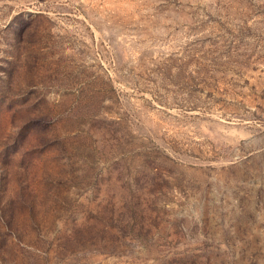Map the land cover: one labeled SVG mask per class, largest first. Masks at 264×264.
I'll use <instances>...</instances> for the list:
<instances>
[{"label": "rangeland", "instance_id": "374dc122", "mask_svg": "<svg viewBox=\"0 0 264 264\" xmlns=\"http://www.w3.org/2000/svg\"><path fill=\"white\" fill-rule=\"evenodd\" d=\"M0 264H264V0H0Z\"/></svg>", "mask_w": 264, "mask_h": 264}]
</instances>
